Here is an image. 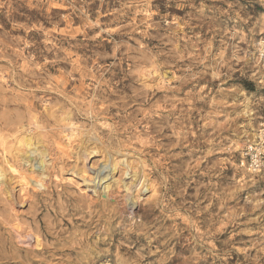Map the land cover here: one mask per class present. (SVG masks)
Masks as SVG:
<instances>
[{
    "label": "rangeland",
    "instance_id": "1",
    "mask_svg": "<svg viewBox=\"0 0 264 264\" xmlns=\"http://www.w3.org/2000/svg\"><path fill=\"white\" fill-rule=\"evenodd\" d=\"M263 140L264 0H0V264H264Z\"/></svg>",
    "mask_w": 264,
    "mask_h": 264
},
{
    "label": "bare ground",
    "instance_id": "2",
    "mask_svg": "<svg viewBox=\"0 0 264 264\" xmlns=\"http://www.w3.org/2000/svg\"><path fill=\"white\" fill-rule=\"evenodd\" d=\"M263 46V45H262ZM38 124V123H37ZM34 126H36L35 124H34ZM71 127V126H70ZM70 127H65L64 128V131H67V134H65V136L67 137V139L70 141L71 140V138H74V132H73V130H72V128H70ZM34 129V128H33ZM62 129V128H61ZM39 131V130H38ZM61 131H63V130H61ZM36 133H34V132H32L31 130H28V132L26 133V134H24L22 137H21V139H20V143H22V147H23V149H24V155H26V158L28 159V157H32V163H30V165L32 166V169H33V167H39V169L41 170V169H44L43 167H42V163L40 162V156L42 155V154H44V151H43V148L41 147V146H39V144H38V142L36 143L35 142V137H34V135H35ZM75 134H77V133H75ZM79 134V133H78ZM41 136V135H40ZM42 136H43V133H42ZM46 137V136H45ZM78 137V136H77ZM86 137V136H85ZM89 140L90 141H96V139H95V137H93V136H90L89 135ZM76 139H78V138H76ZM98 140V139H97ZM77 142V141H76ZM87 142H88V140H87ZM94 143H97V141L96 142H94ZM101 143V142H100ZM79 144H80V142H79ZM98 145V144H97ZM102 145V144H101ZM23 151V150H22ZM78 151V150H77ZM76 151V152H77ZM96 154V151L95 150H92V149H89V150H86V149H81V146H80V150H79V158H80V160H81V164H82V166H81V172H88V170L86 169V162L88 161V158H89V156L90 155H92V154ZM23 153H21V155H22ZM76 155H77V153H76ZM19 156V155H18ZM46 156V155H45ZM22 157V156H21ZM24 157V156H23ZM20 158V157H19ZM125 159V158H124ZM123 161V160H122ZM28 162V161H27ZM77 162V161H76ZM6 163H7V161H6ZM117 165V162L115 161V159L114 160H112V159H110V161L109 160H106V161H104L103 163H102V168H101V171H100V173L99 174H97V177L95 178V179H93L91 176H88V177H90L89 179H91V181L93 182V184H96L98 187H101L102 188V185H101V177H103V174H109V173H111L114 169H115V166ZM75 166V165H74ZM6 167H7V165H6ZM31 168V167H30ZM79 169V168H78ZM36 170V169H35ZM43 171V170H42ZM41 171V172H42ZM102 173V174H101ZM80 174H82V173H80ZM106 175V176H107ZM4 176H5V173H4V170L3 169H1V167H0V180L2 181L3 180V178H4ZM24 176V175H23ZM84 176V175H83ZM82 176V177H83ZM106 176H105V178H106ZM84 177H87V176H84ZM84 177H83V179H84ZM82 179V180H83ZM4 181V180H3ZM90 181V180H89ZM138 181V180H137ZM24 182V181H23ZM4 183V182H3ZM1 184H2V182H1ZM92 184V183H91ZM144 181L143 182H139L138 183V187H139V189H140V191H144V190H146V187L144 186ZM95 185V186H96ZM24 186V185H23ZM94 188V187H93ZM106 188V186L104 187V189ZM107 188H108V185H107ZM134 201V200H133ZM135 203L136 202H133V205H135ZM30 237V234L29 233H25V236L23 237L22 235H20V234H18V242H19V244H22L23 243V241H24V239H26V238H29ZM37 244H38V242H36Z\"/></svg>",
    "mask_w": 264,
    "mask_h": 264
},
{
    "label": "built area",
    "instance_id": "3",
    "mask_svg": "<svg viewBox=\"0 0 264 264\" xmlns=\"http://www.w3.org/2000/svg\"><path fill=\"white\" fill-rule=\"evenodd\" d=\"M241 166L252 174L264 176V140L257 145H249L242 153Z\"/></svg>",
    "mask_w": 264,
    "mask_h": 264
}]
</instances>
